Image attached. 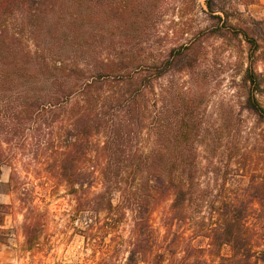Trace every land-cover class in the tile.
Returning <instances> with one entry per match:
<instances>
[{
    "label": "trees",
    "instance_id": "obj_1",
    "mask_svg": "<svg viewBox=\"0 0 264 264\" xmlns=\"http://www.w3.org/2000/svg\"><path fill=\"white\" fill-rule=\"evenodd\" d=\"M263 1L0 0V176L11 168L14 195L0 208L22 217L24 249L51 218L38 195L62 189L99 264H264V15L246 14ZM167 12L204 13L211 37L239 43L254 127L232 102L209 115L208 67L189 47L146 43ZM131 14L137 32L117 37Z\"/></svg>",
    "mask_w": 264,
    "mask_h": 264
},
{
    "label": "rangeland",
    "instance_id": "obj_2",
    "mask_svg": "<svg viewBox=\"0 0 264 264\" xmlns=\"http://www.w3.org/2000/svg\"><path fill=\"white\" fill-rule=\"evenodd\" d=\"M131 3L133 5L135 1ZM180 14L167 12L160 19L153 20L152 24H156L159 34L149 38L146 43L157 45L167 51L172 47H189V60L210 68V71L208 68L204 69L208 76L204 90L209 115H215L217 111L227 108L232 102L237 117L242 121L245 120L249 127H254L256 118L244 110L245 91L241 81L244 56L234 50L239 43L211 37L206 30L209 17L204 13L194 12L184 17ZM246 14L261 19L264 15V1L261 5L250 6ZM129 18L130 26L126 31H118L117 37L123 33L130 37L137 32L138 17L131 14ZM172 29H187L190 35L186 37L175 35ZM197 37L199 40L195 42ZM258 56L257 68L264 74V55L259 52ZM167 83L166 81L165 84ZM261 100L264 103V98ZM222 114L217 118L214 117L215 122L223 117L227 120V113ZM210 122L212 123V118ZM258 129L261 133L262 128L258 127ZM10 174L11 168L3 167L0 176V205L9 206L14 200L9 184ZM38 196L41 206L49 209L51 218L45 236L39 247L33 251L23 248L24 239L19 229L22 217L13 208L9 210L11 213H6L7 209L0 208V264H99L103 257L102 252H94L87 247L84 238L75 230L83 229L84 224L70 222L67 214L70 211V203L64 190L61 189L55 196L45 194ZM118 200L119 195L116 194L115 202ZM154 219L155 227L160 229L159 215H155ZM224 253H228V248H225Z\"/></svg>",
    "mask_w": 264,
    "mask_h": 264
}]
</instances>
